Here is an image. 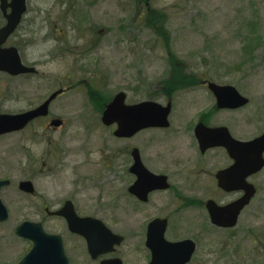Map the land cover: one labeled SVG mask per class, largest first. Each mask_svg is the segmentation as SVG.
<instances>
[{
    "label": "rangeland",
    "instance_id": "374dc122",
    "mask_svg": "<svg viewBox=\"0 0 264 264\" xmlns=\"http://www.w3.org/2000/svg\"><path fill=\"white\" fill-rule=\"evenodd\" d=\"M151 2L155 10L161 11L164 33L157 23L147 24L145 4L135 0H29L31 11L24 18L23 26L35 21L32 26L42 27V36H66L62 44L67 47L73 43L78 59L83 60L73 73V79L88 84L79 86L52 105L53 116L67 121L62 129L50 130L45 125L47 122H37L10 133V140L0 137V179L10 178L11 182L10 190L4 193L10 220L0 224V264H19L32 249V242L15 234L26 221L43 222L46 232L67 236L65 223L44 215L43 209L47 205L57 210L70 198L78 205L79 214L94 215L125 237L118 248L125 264H147L150 252L145 246L146 226L154 217L178 207L174 196L170 192L162 194L161 200H169L162 205L158 202L160 206L153 209L150 205L141 208L128 201L122 210L119 206L107 212L102 211V204L107 203V197L114 198V192L118 197L121 189L115 188H118L120 172L128 171L131 166L129 154L123 159L120 153L124 147L132 149L140 140L142 144L154 141L155 157L152 162L148 161L150 166L168 172L174 182L183 181L179 173L195 165L186 125H191L201 114L214 111L215 100L207 87H202L203 80L233 86L249 98L252 104L241 112L246 137H256L263 130L264 0ZM38 9L42 14L33 20ZM159 14L155 15L156 19ZM66 22H72L73 26ZM34 42L36 46L29 51V59L31 55L37 58L46 53L47 44L43 39ZM65 56L45 61L48 64L41 65L44 68L40 73L61 78L57 70L66 62ZM61 72L68 75L70 71ZM176 73L184 77L181 86L167 83ZM89 85L101 91L108 101L120 92L126 93L129 104L142 101L167 104L171 99L172 128L166 132L143 133L137 141L136 138L119 139L114 135L115 126L102 124L103 108L91 102ZM18 86L24 90L26 85L22 80L13 82L0 73V88L5 95H10V87L18 89ZM15 111L18 109L10 108V112ZM232 117L216 115L212 121L217 123L221 121L218 118L226 121ZM230 124L235 126V122ZM248 129H252V133H247ZM105 155L111 156L113 185L109 188L103 183V175H108L103 167L108 162L103 160ZM217 156L212 153L207 163L215 164ZM121 178L127 183L131 181L127 174ZM26 181L33 184L34 196L19 190V183ZM261 185V193L253 206L252 235L247 236L241 227L235 233H219L194 206L190 214L173 213L172 229H177L176 238L193 239L198 244L191 264H264L262 181ZM205 194L214 195L210 190ZM38 209L42 215H38ZM66 240L72 264H91L81 243L68 236Z\"/></svg>",
    "mask_w": 264,
    "mask_h": 264
},
{
    "label": "flooded vegetation",
    "instance_id": "af4514ba",
    "mask_svg": "<svg viewBox=\"0 0 264 264\" xmlns=\"http://www.w3.org/2000/svg\"><path fill=\"white\" fill-rule=\"evenodd\" d=\"M27 5H28V9L22 19L21 24L18 26L16 31L7 38L6 42L1 46V48L2 49L16 48L21 57L22 64L26 67H29L30 69L31 68L35 69V71L34 73H27V74H22L19 76H11L7 72H0L1 74H5L7 77H10V79H12L13 82L22 80L23 83L26 85L24 90L22 88H19V86H18V89L10 87L9 96L5 95L3 90L0 88V109L2 110L0 112V115L1 114L19 115V114L26 113L25 110H30V111L35 110L41 107L43 104H45L52 95L57 94L56 98L49 104L48 114L44 117L35 118L29 123L28 126L32 125L33 123H37V122H47L45 125L49 126L50 130L58 131L62 129L63 127H65L67 121H64L62 119H57L53 116V113L51 110L53 107L52 105L56 104V102L62 97H64L65 95H67V93H72L79 86L88 84V82L86 81L79 82L78 80L74 81L73 79V73L78 71V64L83 62V60L78 59V55L74 50L73 43L72 44L69 43L67 47L62 44V41L63 39L66 38V36L65 38H55L47 34L42 36L41 34L43 30L42 27L35 28L34 26H32L35 21L33 23H28V26L24 27L23 26L24 18L31 11V7L29 6V0H27ZM39 10L40 9L36 11L37 15L33 18V20L40 18L42 12L41 10L40 11ZM7 13L8 15L10 14V8ZM6 24H7V19L0 10V30L4 28ZM66 25L73 26V23L66 22ZM22 27H24L23 30H22ZM42 39L47 44L45 45L46 53L43 54V56L41 57L37 56V58L31 55V58L29 59V55H28L29 51L36 46V43L34 41L38 42V41H41ZM89 50H90V47L88 48V51ZM64 56L67 59H66V62H63L62 64H60V70L64 71L68 69L70 71L68 75H63V73L60 70H57V71L59 72V74L62 75L61 78L59 76L53 77L52 75H47L46 72L40 73V70L44 68L41 65L43 64L45 66V64L46 65L48 64V63H44L45 61L48 62L51 59H53V57L62 58ZM202 82H203L201 83L202 87H207V89L210 91L209 83H214V82L211 80H203ZM37 90H38V93H37ZM40 94H42V97ZM167 95L169 96L170 93H168ZM209 95L215 100V104L213 105V108H212V110L214 109V111L201 114L198 118L192 121L191 125L189 124L186 125V126H189L188 132L190 134L188 136V142L191 141L189 147L191 151L195 154V165H193L191 170L187 172L179 173V175L182 176L183 181L174 182L173 178L168 174V172L163 171V170L154 169L152 166L149 165L148 161L152 162L155 157V153L153 151V145H152L154 142L153 140H150L148 143L146 142L143 143L144 145L142 144L141 140L137 141L139 138L141 139L143 133H148L151 131H158V130H162L163 132H166L170 130V128H172V124H171L172 121L170 120V125L167 128L143 129L137 132L132 137L119 138L121 140H131V139L136 138L137 143L135 147L129 150L127 147H124V149L122 150V153H120L123 159H125L126 155L129 154L130 159H131V166L128 168V171L125 169L120 172L119 182L117 183L118 188H115L117 190L121 189L120 193L118 197H115L116 192L112 193L114 198L107 197V203L102 202L103 203L102 211L108 212L112 209L119 208V206H120L119 210H122L121 208L125 207L128 201L138 204L141 208L143 207L145 208L150 205V207H152L153 209L156 206H160L158 202H160L162 205L165 201L169 200V199L161 200L162 199L161 195L164 193L170 192V194L173 195L176 201L178 202V203L176 202L178 207L172 210L168 214H165L162 216H156L154 217V219L150 220V222L146 226L145 238L147 236L148 225L155 219H162L168 222L167 231L165 235L168 241L178 242V241L187 239V238L185 239L176 238L177 229L175 231L174 229H172L173 222L175 221L172 215L173 213H175V215H178V216H181L183 214H190L191 213L190 208L192 206H194V208H197L198 211H201L203 217H206L205 219L209 222L210 227L219 233H225V234H228L231 232L235 233V230L238 227H241L242 231H245V234L247 236L252 235L254 233L253 228L255 226L253 225L252 212H253L254 202L257 196L259 195V193H261V187H262L261 181L263 182V186H264V165L260 170L253 172L249 176L246 177V182L254 186L256 193L254 197L251 199L250 203L246 205L240 212L236 226L234 228H223L220 226H214L211 222L210 213L207 208L208 202L212 201L220 207H225L243 198L245 196V191H242V190L227 191L220 184V180L228 184L229 180L237 179L236 177H233V176L229 177L226 174H224L227 170H229L235 164V160L229 154V151L226 145L227 143L226 137L223 136L222 141H224V144H222L221 146L210 147L205 150H202L200 142L197 138V128L199 127V125H203L206 128H213V129L214 128H226L229 135L232 137V139L238 142H250L262 136L264 134V128L260 132V134H258L256 137L255 136L249 137V138L246 137L247 135H244L245 131L243 129L244 128L243 121L241 119L243 116L242 111L248 108L252 104V102L249 100V102L246 105L242 107L234 108V109H229V108L221 109V108H218L215 96L211 91L209 92ZM168 96H164V98L169 99L170 97ZM168 103H171L172 105L171 113H170V117H171L174 112L173 103L171 102V99L168 101ZM127 104L129 103L127 102ZM167 104H163V105H167ZM10 108H16L18 109V111L10 112ZM104 108L102 112L104 111ZM222 114H230L233 117L225 121L224 119H220ZM216 115L220 116V118H218L219 120H221L220 122L216 123L212 121V118ZM56 121H60L59 122L60 124L59 125L54 124V122ZM230 122H235V126L232 127ZM113 126H115V129H116V125H113ZM246 132L252 133V129H248L246 130ZM5 136L8 137V140H10V132L0 137H5ZM228 143L230 144V141ZM145 146L148 148L146 149ZM135 150H136V156H134ZM212 153L218 154L215 164L207 163V160H206L207 157L210 156ZM263 157H264V153H263ZM103 160L104 162L108 161L103 166L104 169L108 171L107 176L103 175V183L105 184L107 188H109L110 185H113V182H111V177H110V167L112 166L110 163L111 156L105 155L103 156ZM136 160L139 161L140 164L142 165L143 169L145 170V173H144L145 175H143L142 172L140 174H136L134 171H132V166L136 162ZM250 162H252V160ZM126 174L129 176L131 180L128 183L126 182V180H124V178L123 179L121 178V176H124ZM151 174L157 177H165L166 182L165 181L163 182L162 180H161V183L158 181H155V182L160 183V185H167L166 188H164L165 186L164 187L159 186V188H156L150 191L149 188L153 185V182L150 180V178H152ZM0 180H5V181H8L9 183L6 187L2 188V190L0 191V196L3 202L6 203L4 193L7 190H10V186H11L10 178L0 179ZM148 190H149L148 194L145 193V191H148ZM181 190H183V192H181ZM208 190H210L211 192L213 191L214 195L207 197L205 192ZM34 191H35V188L33 192H31L33 195L32 194H28V195L30 197L34 196L35 195ZM146 194H147L146 196L147 198L146 200H143ZM190 194L195 195V196L191 197ZM68 202L72 203L73 209L79 217L81 218L90 217V218L98 219L94 215L79 214L78 205L74 202L72 198L66 199L64 203L62 204V206L58 207L57 210H51L49 206L44 205L45 206L43 209L45 213L44 215L51 217V219H57L65 223L67 231H68L67 236L72 237L74 240H77L78 243H81L82 245L81 248L83 249L85 256L87 257V259L90 261L91 264H102L105 261L115 260V259H120L122 263L125 264L122 258H120L118 254V249H116V251L112 253L102 255L96 260L92 259V257L88 253V247H87L86 240L79 234L72 233L68 228L66 219L63 216H60V215L58 216L55 214L56 212L62 210ZM142 210L146 211L145 209H142ZM163 210H165V208H163ZM37 213L38 215H42V212L40 209H38ZM38 223H41L43 226V222H38ZM205 229L208 230V227L206 226ZM48 234L58 235L62 238L63 243H64V248H65V253L70 260V264H72L71 258L68 256V253L66 250V248L68 247V241L66 240L67 236H63L58 233H48ZM74 247L75 246L73 245L72 248Z\"/></svg>",
    "mask_w": 264,
    "mask_h": 264
},
{
    "label": "water",
    "instance_id": "95a60500",
    "mask_svg": "<svg viewBox=\"0 0 264 264\" xmlns=\"http://www.w3.org/2000/svg\"><path fill=\"white\" fill-rule=\"evenodd\" d=\"M1 10L4 13L7 24L0 30V47L7 38L12 35L23 15L27 11L26 0H0ZM11 12L8 15L7 9ZM0 71L7 72L13 76H18L34 69L27 68L22 64L21 57L16 48H0ZM213 92L218 108L234 109L242 107L248 103V99L240 94L233 86H219L213 83L209 85ZM54 94L41 107L20 115H0V135L17 132L25 128L30 121L48 114L49 104L56 98ZM126 94L119 93L112 102L107 105L102 122L106 126L117 125L114 135L118 138L132 137L137 132L147 128H167L169 127V116L171 113V103L163 106L152 101H145L134 105H126ZM60 121L54 122L59 125ZM223 136L227 139L229 154L235 160V164L224 174L236 177V180H229L228 184L220 180V184L227 191H245V196L225 207H220L216 203L209 201L207 204L211 222L215 226L223 228H233L237 224L238 216L242 209L248 205L254 197L256 190L253 185L246 182V177L251 173L260 170L264 165V134L250 142H238L232 139L226 128H206L199 125L197 128V138L202 150L210 147H217L224 144ZM230 141V144L228 143ZM136 156V150L134 151ZM252 160V162H250ZM132 171L136 174L141 172L145 175V170L139 161L136 160ZM152 175V174H151ZM150 180L153 185L149 190L166 188L167 185H160L161 180L166 182L165 177L152 175ZM145 181V180H144ZM158 181L160 183H156ZM8 181H0V190L7 186ZM21 189L29 193L33 192L30 182H23ZM148 191L145 193L148 194ZM143 200H146V196ZM55 214L66 218L69 230L72 233L81 235L87 242L88 252L93 260L99 256L114 252L116 247L124 242L122 236L114 234L102 221L94 218H81L73 209L72 203L68 202L65 207ZM9 219V212L0 197V223ZM168 222L162 219H155L148 226L146 246L151 251V261L148 264H189L197 250V245L193 240L180 242H169L165 238ZM15 234L23 239L29 240L33 244L31 251L22 259L19 264H70L64 250L63 240L58 235L47 234L42 224L26 221L16 230ZM102 264H123L120 259L108 260Z\"/></svg>",
    "mask_w": 264,
    "mask_h": 264
},
{
    "label": "trees",
    "instance_id": "16d2710c",
    "mask_svg": "<svg viewBox=\"0 0 264 264\" xmlns=\"http://www.w3.org/2000/svg\"><path fill=\"white\" fill-rule=\"evenodd\" d=\"M135 1H137V2H139V3H144L145 4V6H146V9L148 10L147 11V16H146V18H147V24L149 25V26H151V25H153L154 23H157V25H158V28L160 29V31L162 32V33H164L165 32V29H164V24H163V22L162 21H160V19H161V17L162 16H160V12L161 11H158V10H155L154 8H153V6H152V2H151V0H135ZM157 14H159V16H158V19H156L155 18V15H157ZM161 23H160V22ZM166 39V38H165ZM168 39H166V41H167ZM174 67H175V65H174ZM175 69H177L176 67H175ZM177 70H175V72H176ZM183 78V79H182ZM182 80H184V77H183V75H179V74H177L176 73V75H174L173 74V77H172V79L171 80H169V82H167V83H169V85H170V83L171 84H174V85H179V86H181V85H183V81ZM88 88V95H89V98L91 99V102L95 105H98L99 106V108H103L104 107V105L108 102V99H106L105 97H103V95H102V93H101V91H99L98 89H96V87H94V86H88L87 87Z\"/></svg>",
    "mask_w": 264,
    "mask_h": 264
}]
</instances>
